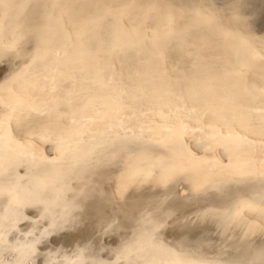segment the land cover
I'll return each instance as SVG.
<instances>
[{
  "label": "bare ground",
  "instance_id": "6f19581e",
  "mask_svg": "<svg viewBox=\"0 0 264 264\" xmlns=\"http://www.w3.org/2000/svg\"><path fill=\"white\" fill-rule=\"evenodd\" d=\"M84 1L0 0V264H264V28Z\"/></svg>",
  "mask_w": 264,
  "mask_h": 264
},
{
  "label": "rangeland",
  "instance_id": "374dc122",
  "mask_svg": "<svg viewBox=\"0 0 264 264\" xmlns=\"http://www.w3.org/2000/svg\"><path fill=\"white\" fill-rule=\"evenodd\" d=\"M53 1H56L57 2V0H41V2H40V3H42L41 9H39L38 11L39 12L45 11V10L47 11L49 9L50 5L54 4ZM104 1L105 0H86V1L82 2V6H85L86 10L88 11L87 13H89V12H92L93 13L94 12L96 15H94V14H92V15L97 16V17L91 18V20H88L87 21L86 25L88 27L95 28V26H97L100 22H105V24L109 25L112 21H116L117 20L116 19L117 18V16H116L117 10L120 11V12L121 11L123 12L124 9L128 8V5H126L127 0L122 1V4L120 2V4L118 6H116V9L115 10L114 9H108L107 7H105L104 5H102V4H104ZM143 1L144 0H139L136 5H139V3L143 2ZM146 1H148V0H145V2ZM163 1L164 0H150V2L159 3L160 5L162 4ZM214 1H215V3L218 2V5L219 4H222V7H223V5H227V3L228 4H232V3L235 4L236 3V0H234V1L233 0H214ZM239 1H240V4L238 2L237 3L239 4V7L242 4L241 7L243 8V10H242V8H240V9H241V11H243V14L245 16H247V17L249 16V19H251V20H249L246 17L248 19V21L249 22L252 21V20L254 21V22L253 21L251 22L252 25H251V23H249V25H251L252 27H255V28H258L259 27L258 30L261 29L260 31H262L263 30L262 28H264V21H263L264 14L262 13L263 14L262 15L261 12H264V4L262 6V3H264V2L261 3L260 0H246V1L245 0H239ZM243 1H244V4H243ZM250 1H252L253 3L250 2ZM256 1H258V2L256 3ZM261 1H263V0H261ZM165 2H167V0ZM246 2H248V3H246ZM254 2H255V4H254ZM61 3H63V2H61ZM245 3L247 4L246 6H245ZM249 5H251L250 6V9H249ZM244 7L245 8L247 7V8L244 9ZM260 7H261V9H258ZM95 8L98 9L96 12L94 11ZM245 10H250V12L249 11H245ZM250 14H251L252 17L250 16ZM253 15H254V17H253ZM260 15L263 16V17L261 16V18H262L261 20L259 19ZM81 18L87 19V18H90V17L88 15H84ZM262 21H263V23H262ZM258 23H259V25H258ZM222 24L224 26V22H222L221 19L219 20V16H216V17L214 16V17H212L211 25H210L209 22L206 25L210 26V27L207 26V28H211V27L214 28V26H216V28H217V27H219V25H222ZM213 33L215 35H217L218 32H217L216 29H214L213 30ZM173 34H174V36L176 38L180 39V37L178 36V34H176V33H173Z\"/></svg>",
  "mask_w": 264,
  "mask_h": 264
}]
</instances>
